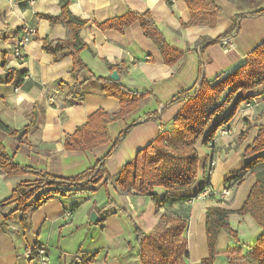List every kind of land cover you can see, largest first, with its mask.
I'll list each match as a JSON object with an SVG mask.
<instances>
[{
  "label": "crops",
  "instance_id": "1",
  "mask_svg": "<svg viewBox=\"0 0 264 264\" xmlns=\"http://www.w3.org/2000/svg\"><path fill=\"white\" fill-rule=\"evenodd\" d=\"M30 1L0 0V121L12 130L29 126V132L21 142L11 140L0 131V144L21 166L33 168L43 175L70 178L94 166L119 133L131 127L105 163L112 178L107 186L110 198L126 214L113 206L107 209L101 225L90 223L86 218L76 219L83 202L108 203L103 185L90 196L56 197L30 210L27 230H22L20 214L13 211L14 207L0 210V217L13 211L5 225L0 224V264H42L37 254L41 248L46 257L45 264H81L93 255L94 259L87 264H137L133 224L148 234L161 215L180 217L186 222L183 237L188 257L184 264H203L208 256L204 226L207 208L226 211L229 226L237 234L235 239L224 231L219 232L216 252L221 254L214 257L212 264H230L222 255L230 247L238 246L241 254L246 255L261 235L262 228L249 215L237 213L256 180L253 175L242 172L245 162L241 155L256 138L258 127L264 126V84L251 92L252 101L239 106L223 127L225 133L216 132L211 147L204 145V137L197 143L198 175L189 189L170 192L155 188L154 194L160 201L156 209L150 197L119 194L115 180L121 168L132 161L139 150L161 132L172 130L173 119L183 105L173 101L178 94L191 93L201 78L212 80L226 76L247 62L251 51L264 43V15L239 18L236 31L226 35L234 16L248 13L227 0H223L227 5L215 0L220 12L212 27L189 25L191 15L183 0ZM64 3L68 4L73 16L86 22L80 32L86 45L80 58L86 70L78 77L71 74L70 57L54 61L41 48L40 40H64L66 31L61 25L51 26L48 21L38 19L37 15L57 16ZM127 12L150 13L166 41L181 53L174 65L165 64L160 50L144 37L138 23H133L122 33L98 28ZM24 25L34 28L35 33L23 50V59H18L13 51ZM227 37L233 42V50L229 52H225L220 44ZM202 39L205 41L201 42ZM217 39H220L217 43L208 45ZM107 64L120 66L117 74L121 85L149 95L132 114L108 126V144L84 151H66L65 136L73 134L89 115L99 109L109 114L119 111V102L107 97L90 80L91 76H110ZM6 69L25 73L18 87L5 83ZM76 82L87 84V93L81 103L67 99L68 87ZM225 115L212 120L205 134ZM246 128V137L238 142ZM235 175H242L243 179L234 186L228 199H222L220 192L227 186V180ZM37 179L30 174L7 179L0 173V191L4 193L0 201L7 198L18 183ZM205 183H209L215 195L205 201L193 200ZM75 205L77 208L73 209L72 216H66L65 211ZM28 250L33 252L30 258L26 255Z\"/></svg>",
  "mask_w": 264,
  "mask_h": 264
},
{
  "label": "trees",
  "instance_id": "2",
  "mask_svg": "<svg viewBox=\"0 0 264 264\" xmlns=\"http://www.w3.org/2000/svg\"><path fill=\"white\" fill-rule=\"evenodd\" d=\"M227 1L239 8L244 7L243 9L248 10V13L245 16L242 14L235 15L233 25L226 35L236 31V21L239 18L264 15V9L258 10V4L253 7H246L243 0ZM183 2L191 15L189 25L210 27L215 25L216 16L220 12L215 0H183ZM37 18L48 21L51 26L61 25L64 28L66 31L64 40L42 39L40 40L41 48L44 53L52 56L54 61L63 57H70L72 59L71 74L73 77H78L86 70V66L80 58V53L86 48L80 37V32L85 27L86 22L72 15L68 10L67 3L61 5L60 14L57 16L37 15ZM133 23H138L144 37L156 44L166 65L172 66L178 61L181 53L166 41L149 12L143 14L127 12L120 17L98 25V28L122 33ZM219 40L210 41L208 45L215 44ZM204 41L201 40V42ZM2 65L5 67L4 64ZM107 65L111 73L113 71L119 73V65ZM5 71L7 73L5 83L18 87L25 73L13 69H6ZM90 80L97 84L107 97L119 102V111L109 114L99 109L89 115L86 122L77 127L73 134L65 136L64 149L66 151H84L108 144L110 142L108 126L132 114L149 95L147 92L131 91L121 85L119 81L111 80L110 76H91ZM263 84L264 43L253 49L248 55L247 62L230 74L217 76L212 80L201 78L196 84V90L195 86L191 93L184 91L178 94L173 101H180L183 105L173 119L172 130L161 132L149 145L139 150L132 161L121 168L115 180L117 192L126 196L135 194L150 197L157 209L160 201L154 194L155 188L177 192L192 187L197 180L199 168L197 143L204 137V145H212L216 132L229 123L241 104L254 99L251 92ZM86 85V82H76L68 87L67 99L73 103L83 102L87 93ZM69 103L71 102L69 101ZM223 115L225 117L215 123L211 130L205 134V130L211 121ZM130 129L131 127H127L119 133L106 154L94 166L70 178L43 175L33 168L21 166L13 161L0 144V173L4 174L6 178L28 174L38 177L34 181L18 183L10 196L0 202V210L14 206V212L20 214L22 230H27L30 209H36L56 197L95 193L96 188L103 185L108 203L102 208H93L99 217L95 224L101 225L105 220L107 209L116 207L107 189L112 178L105 169V163ZM0 131L10 137L11 140L21 142L26 138L29 126L20 130H12L0 121ZM247 131L246 128L241 133L237 139L238 142L246 137ZM241 158L245 162L242 172L253 175L256 180L237 213L249 215L262 228V233L253 246L249 248L246 255L241 254L238 246L227 248L222 252V255L230 264H248L251 261L264 264L263 125L258 127L256 138L245 149ZM242 179V175L232 176L227 180L226 185L234 189V186ZM206 185L207 183L200 188L199 192ZM76 208L77 205L68 210L73 213V209ZM117 209L126 214L124 210ZM11 214L12 212L1 217V225H5ZM227 216L228 213L220 208L206 209L204 226L208 256L202 261L203 264H212L214 257L221 254L216 252V242L220 231H224L235 239L237 238L236 232L232 231L229 226ZM186 226L187 224L182 218L168 215H161L155 228L148 234L133 224L137 264H184V259L188 257L186 240L183 237ZM94 257L95 255L81 264L91 262Z\"/></svg>",
  "mask_w": 264,
  "mask_h": 264
},
{
  "label": "built area",
  "instance_id": "3",
  "mask_svg": "<svg viewBox=\"0 0 264 264\" xmlns=\"http://www.w3.org/2000/svg\"><path fill=\"white\" fill-rule=\"evenodd\" d=\"M30 2H32V0ZM34 33H35L34 28L27 26V25L22 26L21 36L17 40V43H16L14 51H13V54L16 58L23 59V50H24L25 46L28 44V42L31 40ZM220 44H221V46L225 52H229V51L233 50V42H232L231 37H227V38L222 39L220 41ZM196 89H197V85L195 87V90ZM49 101H51V99H49ZM219 131L221 133H225L224 128L219 129ZM208 146L211 147L212 145L209 144ZM211 165H212V163H211ZM231 190H232V188H229L226 186L220 192L219 197H221L222 199H227L231 193ZM214 195H215V192L211 189V186L209 184H207L206 186H204V188L200 192H198L195 195L193 200L205 201L206 199H208ZM65 215L68 217L72 216V212L70 210H66ZM32 253L33 252L31 250H28L26 252L27 258L29 256H31ZM37 254H38V258H39L40 262L42 264H45L46 257H45V254L43 252V249L41 248L40 250H38Z\"/></svg>",
  "mask_w": 264,
  "mask_h": 264
},
{
  "label": "rangeland",
  "instance_id": "4",
  "mask_svg": "<svg viewBox=\"0 0 264 264\" xmlns=\"http://www.w3.org/2000/svg\"><path fill=\"white\" fill-rule=\"evenodd\" d=\"M243 1H245L244 3H245V6L246 7H253L255 4H258L259 6H258V10L259 9H264V0H243ZM218 3H223V4H225V5H227V3L225 2V1H223V0H219L218 1ZM229 6V5H228ZM244 8V7H243ZM242 7L240 8V9H243ZM244 10V9H243ZM6 178V177H5ZM8 179V178H7ZM199 182H200V180H199ZM2 191V190H1ZM0 191V197H2L3 195H4V193H2ZM233 192V188H232V190H231V193ZM231 193H230V195H229V197L231 196ZM11 194V193H10ZM91 194H93V193H85V194H82L83 196L84 195H91ZM82 195H76V196H82ZM10 196V195H9ZM8 196V197H9ZM87 196H85V197H87ZM7 197V198H8ZM72 197H74V196H72ZM228 197V198H229ZM57 198H68V197H57ZM227 198V199H228ZM4 199H6V198H4ZM3 199V200H4ZM2 201V200H1ZM0 201V202H1ZM79 201H81L82 202V200H78L77 202H79ZM99 201V200H98ZM104 204V205H103ZM103 204H94V203H85V202H83L82 204H81V207H80V210H79V212L77 213V218L76 219H81V220H84L85 218L86 219H88L89 220V217H90V215H91V213L94 211L93 210V208L94 207H96V208H102L103 206H105L106 204L105 203H103ZM80 205V204H79ZM10 207H14V206H10ZM37 209V208H36ZM14 210H15V207H14ZM13 210V211H14ZM31 210V209H30ZM30 210H29V212H30ZM33 210H35V209H32V211ZM13 211H12V214H11V216L13 215ZM10 213V212H9ZM8 213V214H9ZM0 224H1V217H0ZM134 240V239H133ZM31 249V248H30ZM32 256V255H31ZM31 256H29L28 258H30ZM47 263H48V260H47Z\"/></svg>",
  "mask_w": 264,
  "mask_h": 264
},
{
  "label": "water",
  "instance_id": "5",
  "mask_svg": "<svg viewBox=\"0 0 264 264\" xmlns=\"http://www.w3.org/2000/svg\"><path fill=\"white\" fill-rule=\"evenodd\" d=\"M110 79L113 80V81H118L119 79V76L117 74L116 71H113L111 74H110ZM99 220V217L98 215L93 211L89 217V222L90 223H97Z\"/></svg>",
  "mask_w": 264,
  "mask_h": 264
}]
</instances>
